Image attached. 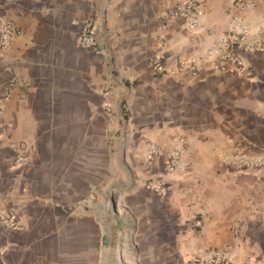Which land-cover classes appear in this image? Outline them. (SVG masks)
<instances>
[{
  "label": "crops",
  "instance_id": "crops-1",
  "mask_svg": "<svg viewBox=\"0 0 264 264\" xmlns=\"http://www.w3.org/2000/svg\"><path fill=\"white\" fill-rule=\"evenodd\" d=\"M178 1L0 0L16 30L0 57V209L18 222L0 223V264H195L198 247L264 264V167L222 164L240 146L264 156V49L240 52L242 73L205 54L235 16L263 43L264 0H200L194 33L162 19ZM87 21L95 44L78 46ZM153 54L193 57L198 75H155ZM149 142L161 153L147 163Z\"/></svg>",
  "mask_w": 264,
  "mask_h": 264
},
{
  "label": "built area",
  "instance_id": "built-area-1",
  "mask_svg": "<svg viewBox=\"0 0 264 264\" xmlns=\"http://www.w3.org/2000/svg\"><path fill=\"white\" fill-rule=\"evenodd\" d=\"M231 2L237 9H249L255 5V0H231ZM203 14L200 0H179L170 11L163 14L162 19H181L186 29L194 33L198 30L199 21ZM165 26L166 24L164 23L162 27ZM15 33L13 22L3 16L0 20V57L9 49ZM245 34H247L246 25L242 24L241 19L235 16L233 18L232 32L221 36L213 47L205 50L207 56L215 57L213 65L217 72L235 71L242 73L245 65L240 52L242 50L264 49V42H244L243 36ZM76 42L78 46H92L95 44L93 26L89 21L83 24L82 31L77 36ZM148 64L155 75L173 77L177 74H186L192 78H196L198 75L196 59L193 57L180 59L174 67H171L166 65L162 55L153 54L148 58ZM14 83L15 80L13 79L10 81L9 86ZM10 94V87H6L0 93V116L3 112V104L9 100ZM104 95H108V92L105 91ZM106 107L109 110L108 108L110 107ZM4 129L3 123L0 122V137L3 135ZM262 148L264 149V144ZM179 151L180 149L176 147L170 151L165 161L167 172L171 173L176 169ZM160 153V148L155 143L149 142L145 149L144 159L147 163L151 162ZM23 160V157L17 158V161L21 162ZM222 164L226 169L258 170L264 167V156L256 155L248 148L240 146L235 151L225 154L222 158ZM144 186L159 195H162L165 191L163 182L153 176L145 180ZM0 223L11 231L16 230L18 227L15 215L1 209ZM231 258L229 250L198 247L192 252L190 261L195 264H229ZM246 264L255 263L252 259H248Z\"/></svg>",
  "mask_w": 264,
  "mask_h": 264
},
{
  "label": "rangeland",
  "instance_id": "rangeland-1",
  "mask_svg": "<svg viewBox=\"0 0 264 264\" xmlns=\"http://www.w3.org/2000/svg\"><path fill=\"white\" fill-rule=\"evenodd\" d=\"M110 205L112 206L113 204L110 202Z\"/></svg>",
  "mask_w": 264,
  "mask_h": 264
}]
</instances>
